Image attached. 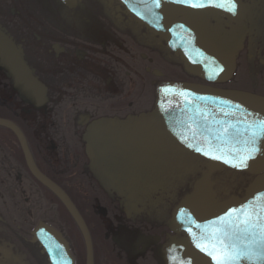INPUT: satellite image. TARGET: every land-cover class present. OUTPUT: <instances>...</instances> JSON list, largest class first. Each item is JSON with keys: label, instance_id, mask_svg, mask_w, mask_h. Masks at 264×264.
Listing matches in <instances>:
<instances>
[{"label": "flooded vegetation", "instance_id": "af4514ba", "mask_svg": "<svg viewBox=\"0 0 264 264\" xmlns=\"http://www.w3.org/2000/svg\"><path fill=\"white\" fill-rule=\"evenodd\" d=\"M76 1L70 9L43 0L26 16L20 0H0V28L46 89L41 109L16 93L27 108L0 101V118L17 127L37 170L82 218L92 264H167L165 252L191 236L189 228L171 225V213L207 165L166 122L156 87L185 81L264 96V0H242L234 23L214 13L202 17L218 44L242 40L235 71L223 83L199 77L184 51L137 17L123 11L127 22H115L111 5L124 9L118 0H94L98 9ZM177 68L183 78L168 75ZM222 170L211 175L216 198L241 196L252 176L232 188L216 179ZM39 223L60 233L74 264H86L79 225L31 171L14 132L0 125V264H48L47 252L32 241Z\"/></svg>", "mask_w": 264, "mask_h": 264}, {"label": "water", "instance_id": "95a60500", "mask_svg": "<svg viewBox=\"0 0 264 264\" xmlns=\"http://www.w3.org/2000/svg\"><path fill=\"white\" fill-rule=\"evenodd\" d=\"M61 1L70 9L77 4L76 0ZM118 1L127 15L137 17L148 28L164 33L174 50L184 51L197 66L199 77L212 83L231 78L235 69V53L241 48L242 40L240 38L228 46L218 44L211 37L202 17L214 13L234 23L242 17V0H188L184 3L180 0H159L158 6L155 0ZM193 4L201 6L193 7ZM233 4L235 7L230 10ZM0 71L11 80L12 90L21 100L34 109L43 107L46 102L45 86L23 60L21 48L1 28ZM153 73L161 75L157 70ZM155 92L163 102L166 122L207 165L206 171L171 213V225L176 229L189 228L191 236L177 241L165 252L166 263L216 264L213 256L218 255L222 239L225 243H234L241 250H247L259 229L246 228L239 222L246 213H251L254 222L259 214L262 218L260 223L264 224V135L256 127L259 121L264 120V96L185 81L161 82ZM0 125L14 132L31 171L64 202L74 217L85 240L86 264H92L89 237L82 218L66 195L37 170L17 127L1 118ZM253 132H256L255 137ZM252 148L256 152L247 160V167H235ZM223 168L238 169L253 176L242 196L233 195L222 200L216 198L211 175ZM232 209L236 211H230ZM221 217L224 219L221 220ZM32 241L38 242L47 252L48 264H74L66 241L51 226L39 223L32 233ZM240 264L260 262L241 260Z\"/></svg>", "mask_w": 264, "mask_h": 264}, {"label": "snow or ice", "instance_id": "6c2138e0", "mask_svg": "<svg viewBox=\"0 0 264 264\" xmlns=\"http://www.w3.org/2000/svg\"><path fill=\"white\" fill-rule=\"evenodd\" d=\"M157 6L159 4V0H155ZM180 2H188V0H180ZM193 7H199L201 5L199 4H193ZM235 5H232V8L230 10H233ZM259 129L260 134L264 135V120H261L258 122V125L256 126ZM227 131V130H225ZM253 137L256 136V132L252 133ZM255 141H253L254 143ZM256 152L255 148H252L248 155L242 156L238 163L235 164V167L243 168L247 167V160L252 157V155ZM206 155L208 153H205ZM219 159L220 157H216ZM232 212H235V209L230 210ZM227 215V214H226ZM221 220L224 219V217L220 218ZM261 217L259 214L256 215L255 222L252 219L251 213H246L243 220H241L239 223L244 224L246 228L251 229H259V231L256 233V239L252 241V244L248 247L247 250H241L236 244H228L225 243L224 240H220L219 244L221 247L217 249L218 255L213 256V259L216 261V264H240L241 260L245 261H258L260 264H264V224L260 223ZM199 247V245H198ZM211 255V253H209Z\"/></svg>", "mask_w": 264, "mask_h": 264}, {"label": "rangeland", "instance_id": "374dc122", "mask_svg": "<svg viewBox=\"0 0 264 264\" xmlns=\"http://www.w3.org/2000/svg\"><path fill=\"white\" fill-rule=\"evenodd\" d=\"M16 1L17 0H14V2ZM41 1L43 3V0H20L19 9L21 10V14L25 15V12L27 11L26 16L34 15L32 12H34L33 10L35 9L36 6L41 5L40 4ZM111 7H112V13H113L111 15L113 16V19H115V22L117 20L119 22L118 23L119 25L125 24V21L127 22V20L124 21V18L123 19L121 18L123 17V10L121 8L119 9L115 3H113ZM263 46H264V42H263ZM239 70H240V75L243 76L244 75L243 66L240 65ZM176 71L178 74H172V72H170L168 75L182 77V78L184 77V75L181 74V72H179L178 68ZM244 81H245V76L241 80V82H244ZM0 101L4 102L11 108H18L20 110L21 108H27L26 105H24L23 103L19 101L15 92L12 90L11 86L4 81V76L2 73H0Z\"/></svg>", "mask_w": 264, "mask_h": 264}, {"label": "bare ground", "instance_id": "6f19581e", "mask_svg": "<svg viewBox=\"0 0 264 264\" xmlns=\"http://www.w3.org/2000/svg\"><path fill=\"white\" fill-rule=\"evenodd\" d=\"M90 2L92 3V5H94V7H96V9L99 8V7L97 8V5L94 2V0H90ZM248 175H249L248 173H245L238 169L223 168V170L218 172L215 177L221 182L222 185L234 188L236 187V185L238 186L242 184V182L246 178L250 177ZM236 196L240 197L238 195Z\"/></svg>", "mask_w": 264, "mask_h": 264}]
</instances>
